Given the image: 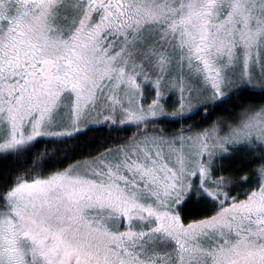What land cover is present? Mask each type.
<instances>
[{
    "label": "snow or ice",
    "instance_id": "snow-or-ice-1",
    "mask_svg": "<svg viewBox=\"0 0 264 264\" xmlns=\"http://www.w3.org/2000/svg\"><path fill=\"white\" fill-rule=\"evenodd\" d=\"M0 264H264V0H0Z\"/></svg>",
    "mask_w": 264,
    "mask_h": 264
}]
</instances>
